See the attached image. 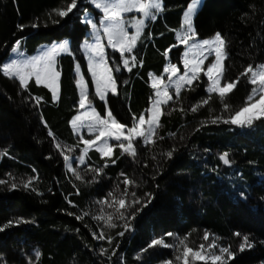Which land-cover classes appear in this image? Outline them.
<instances>
[{
  "label": "trees",
  "instance_id": "16d2710c",
  "mask_svg": "<svg viewBox=\"0 0 264 264\" xmlns=\"http://www.w3.org/2000/svg\"><path fill=\"white\" fill-rule=\"evenodd\" d=\"M70 2L0 0V65L17 40L29 57L39 47L62 40L68 41L71 51L57 59L61 75L55 102L50 92L34 81L29 82L28 91H23L18 81L0 73V179L9 181L0 185V228L4 229L0 231V264H178L175 247L149 248V243L162 238L177 245V238L187 236L189 245L198 247L207 242L203 240L205 231L211 234L210 240L215 237L220 246H230L234 255L227 264H264V121L250 128L210 122L217 116L227 118L244 106L252 86L240 74L250 64L264 63V0H203L194 17L198 39H209L219 32L227 42L225 78L233 81L240 77L226 98L230 111L223 109L215 95L208 105L191 111L207 98V81L202 76L192 90L183 91L179 101L173 99L164 109L158 130V137L163 139L148 147L138 142L135 159L114 149L112 159L116 163L108 160L106 168L107 158L89 152L86 165L77 169L82 180L66 171L64 159L48 134L51 130L62 146L76 145L70 127L79 101L76 63L89 86L92 105L101 115L106 110L94 96L81 50L89 32L81 16L86 11L95 18L99 14L87 0H78V8L69 17L61 19L54 14L55 9ZM190 2L162 0L164 11L145 26L134 49L137 63L131 71L123 68L119 53L107 51L110 66L121 68L114 72L118 95L106 98L118 122L131 126L133 115L139 117L149 107L153 95L149 73H163L167 63L163 53L176 44L175 33ZM18 25H23V30ZM181 54L180 47L169 52L171 63L180 71ZM33 96L42 98L39 105ZM173 149L169 159L165 153ZM225 152L230 167L220 162ZM89 168H103V173L96 175ZM9 173L14 180H9ZM121 173L136 182L130 191L136 192L137 198L147 201L145 193H150L151 202L140 211L136 209L141 205L126 208L125 219H116L117 226L108 228L92 217L102 214L98 201L110 199L108 193L117 186L123 191ZM30 177L37 179L29 188L20 185ZM13 182L18 185L15 189L10 188ZM126 199L131 201L132 197ZM117 207L105 205L103 214L114 213ZM85 211L89 215L77 220L76 215ZM18 220L28 222L9 224ZM101 231L112 237L111 245L107 239L93 238ZM244 236L253 246L241 251ZM101 248L107 249L105 255H100Z\"/></svg>",
  "mask_w": 264,
  "mask_h": 264
},
{
  "label": "snow or ice",
  "instance_id": "6c2138e0",
  "mask_svg": "<svg viewBox=\"0 0 264 264\" xmlns=\"http://www.w3.org/2000/svg\"><path fill=\"white\" fill-rule=\"evenodd\" d=\"M88 2L95 9L99 10V13L102 15L98 23L94 22L87 15L83 17L82 22L90 27L91 36L95 40L94 43L86 42L83 45V51L88 61V72L92 78L95 95L101 101H105L106 111L104 115H101L93 107L89 86L81 74L80 65L77 64L75 72L76 87L79 89V114L73 117L71 125L74 133L79 135V143L83 147L79 149V155L75 158V167L72 163L73 158L70 155L73 148L70 146H62L56 141L51 130L48 133L53 138L57 151L63 157L67 171L71 172L77 180L83 179L80 172L77 171V168L86 164L90 150L98 152L101 159L107 158L103 166L106 168L108 166V160L112 164L116 163V160L112 159L114 148L118 147L120 149L121 156L127 155L135 159L138 154V142L148 147L149 145H154L157 139H163V137H158V130L161 127V117L164 115V109L169 106L173 99L179 101L183 91L192 90L195 82L200 81L202 76L206 77L207 81L205 88L207 98L194 105L191 111L196 112L200 107L208 105L214 95L219 98L223 109L230 111V105L226 103V98L235 89L240 77H237L233 81H228L225 78L224 62L228 58L226 51L227 42L219 32L212 38L198 39L194 27V17L202 6L203 0H191L183 12L181 27L175 33L177 44L172 45L163 53L165 59L168 61L163 68V73L161 75L149 73L150 86L153 89V95L150 97V106L139 117L135 114L133 115L131 126L118 122L106 103V96L108 93L118 95L117 79L114 76V72L121 71V68H113L110 66L106 48H110L113 52L119 53L120 63L123 65V68L131 71L132 67H135L137 63V57L133 53L137 47V43L141 39L146 21H155L157 15L163 12L164 8L162 0H88ZM77 8L78 0H71L70 3H67L66 7L55 9L54 14L63 19L69 17L70 14H74V10ZM129 13L139 15L138 17L137 15H133L129 20L126 19V14ZM51 16L52 13H49V18ZM58 22L54 21V23ZM17 27L20 30L24 28L23 25H18ZM32 27L35 28L37 25L33 24ZM129 28L132 29L131 33L128 30ZM105 38L107 40L106 45L101 42ZM20 43L17 40L11 49V52L17 56H23V53L20 51ZM180 45L184 46V51L181 55V63L183 65L182 73L176 64L171 63L169 57L171 48ZM61 53L71 54L67 41L43 49L37 56L32 58L11 59L10 62L0 65V73L9 79L18 81L23 91H28L29 82L34 80L37 86L43 85L49 89L52 94V99L55 102L59 97L60 90L61 73L57 70V57ZM210 57H214V59H210ZM206 61L208 63L205 66ZM140 63L142 64V61ZM240 75L241 77H247V83L252 86L250 93L246 97L244 106L232 112L227 118L222 116L212 118L210 120L212 124L224 123L240 128H250L255 122L264 121V63L255 66L250 64ZM32 99L39 105L42 98L33 96ZM42 122H44L43 118ZM44 123L45 127H47L46 122ZM82 129H86L91 138H85L80 134ZM110 141H115L116 144H112ZM173 151L175 149L165 153V155L170 159L172 158ZM219 158L224 164H230L227 152L223 153ZM88 171L96 175H101L103 168H89ZM121 175L124 177L122 181L124 185L123 191L121 192L119 186H117L113 192L108 193V198L110 199L98 201L97 203L101 206L102 214L92 217L94 220L103 221L104 226L108 228L117 226L114 222L116 219H125L124 210L126 208L141 205V208L136 209V211H140L151 202L150 193H145V196L149 197L147 201H142L137 198L136 192L130 191L131 187L137 186L136 182L129 179L124 173H121ZM8 177L9 180L15 179L11 173L8 174ZM34 179L37 178L30 177L27 181L22 180L20 181V185L27 189ZM8 182V180L0 179V185L7 184ZM17 187V183L14 182L10 185L11 189ZM33 191H35L34 188ZM117 192L120 193L119 196L115 194ZM129 195L132 197L131 201L126 199ZM105 205L109 208H113L114 205H118V207L115 208L114 213L109 212L107 215H104ZM72 206L75 207V205ZM68 214L73 215V213ZM88 215L89 213L85 211L80 215H76V219L83 220ZM131 218L134 219V216ZM27 222L18 220L10 221L9 224ZM7 226L5 225V227ZM124 227L125 230H128L129 225L127 222H125ZM3 230V228H0V231ZM118 234L122 236L124 233L120 232ZM166 235L173 236L172 233H167ZM210 235L209 232L205 231L203 240L209 241ZM234 235L240 236L241 234L234 233ZM93 238L98 240L107 239L108 244H112V237L106 236L103 231L99 235L94 233ZM177 239V245H170L162 238L153 239L148 247H175L178 253L175 261L178 264H196L197 261L203 262V264H227L234 255L230 250V246H220L216 242L215 237H211L210 243H201L198 247L190 246L187 236ZM252 246L249 238L244 236L239 245V249L243 251L245 247L251 248ZM106 253L107 249L101 248L100 255H105ZM39 256L40 254L37 252V260ZM166 264H174V262L168 261Z\"/></svg>",
  "mask_w": 264,
  "mask_h": 264
},
{
  "label": "rangeland",
  "instance_id": "374dc122",
  "mask_svg": "<svg viewBox=\"0 0 264 264\" xmlns=\"http://www.w3.org/2000/svg\"><path fill=\"white\" fill-rule=\"evenodd\" d=\"M87 3L99 14V16L97 17V18H95V16L92 14V13H90V12H84L83 13V15L81 16V22H82V19H83V17L85 16V15H87L90 19H92L94 22H97L98 23V21H99V19H100V17H101V13H99V10H97V9H95V7L92 5V4H90L89 2H88V0H87ZM133 15H137V17H138V15L139 14H133V13H129V14H126V19H131L132 18V16ZM151 20H149V21H146V25L150 22ZM83 23V22H82ZM129 30V32L131 33L132 32V29L131 28H129L128 29ZM101 36H102V33H101ZM65 41H67V40H62V41H60V42H55V43H53L52 45H50V46H41V47H39L38 49H37V51L35 52V54L33 55V56H26L21 50V52L23 53V56H17L16 54H13L12 52H10V54H9V56L7 57V59L2 63V64H4V63H7V62H10V60L11 59H28V58H32V57H34V56H37L39 53H40V51L41 50H43V49H47V48H50V47H53V46H56V45H59L60 43H62V42H65ZM68 42V41H67ZM94 43L95 42V40H94V38L91 36V31H90V27H89V32L87 33V37H86V39L83 41V43H82V46H81V50H82V54H83V57H84V60H85V62H86V67H87V71H88V61H87V59H86V55H85V53H84V51H83V45L85 44V43ZM103 44H107V40H106V38L105 39H102V41H101ZM176 44H177V40H176ZM181 48L182 49V53H183V51H184V46L183 45H180V46H178V48ZM175 48V47H174ZM113 51L112 49H110V48H106V53H107V51ZM66 54H68V53H61L58 57H57V59L60 57V56H62V55H66ZM182 55V54H181ZM210 59H214V57H210ZM180 60H181V56H180ZM168 62V61H167ZM207 61H206V64H205V66L207 65ZM182 64V63H181ZM76 65H77V63L75 64V67H76ZM123 66V65H122ZM57 70H58V68H57ZM181 73L183 72V65H182V71H180ZM81 74H82V72H81ZM88 74H89V77H90V79H91V82H92V78H91V75H90V73L88 72ZM83 75V74H82ZM205 79H206V77H204ZM165 79H166V77H165ZM32 81H34V80H32ZM86 82V81H85ZM151 83V82H150ZM36 84V83H35ZM75 84H76V72H75ZM40 86H42V87H44L43 85H40ZM93 86V85H92ZM46 88V87H45ZM48 91H49V89L48 88H46ZM77 91H78V97H79V89L77 88ZM50 92V91H49ZM93 92H94V96L100 101V102H102V103H104L105 104V101H101L96 95H95V89H94V86H93ZM50 94H51V92H50ZM109 94H111V93H108V95ZM52 95V94H51ZM107 95V96H108ZM173 95H174V93H173ZM107 96H106V98H107ZM149 106H150V104H149ZM94 107V106H93ZM106 111V110H105ZM79 114V110H78V103H77V114L76 115H78ZM75 115V116H76ZM73 119V118H72ZM72 121V120H71ZM71 121H70V127H71V130H72V133H73V135L76 137V145L74 146V147H72L73 148V151L70 153V155H71V157L73 158V160H72V163H73V166L75 167L76 166V160H75V158L79 155V149L80 148H82L83 147V145L81 144V143H79V135L77 134V133H74V131H73V128H72V125H71ZM80 134H82L85 138H91L89 135H88V133H87V130L86 129H82L81 130V132H80ZM110 143H112V144H116V142L115 141H110ZM114 149H119L118 147H116V148H114ZM120 150V149H119ZM91 151H95V150H90L89 152H91ZM96 152V151H95ZM98 153V152H97ZM89 154V153H88ZM99 154V153H98ZM100 155V154H99ZM86 165V164H85ZM85 165H83V166H80V167H78L77 169H79V168H82V167H84ZM65 169H66V167H65ZM66 171H67V169H66ZM67 172H69V171H67ZM69 173H71V172H69ZM211 242V240H209V241H207V242H205V244H207V243H210ZM217 251H218V249H217Z\"/></svg>",
  "mask_w": 264,
  "mask_h": 264
},
{
  "label": "water",
  "instance_id": "95a60500",
  "mask_svg": "<svg viewBox=\"0 0 264 264\" xmlns=\"http://www.w3.org/2000/svg\"><path fill=\"white\" fill-rule=\"evenodd\" d=\"M220 162L222 163V165H224L225 167H230V164H224L221 160H220Z\"/></svg>",
  "mask_w": 264,
  "mask_h": 264
},
{
  "label": "crops",
  "instance_id": "0c3cea01",
  "mask_svg": "<svg viewBox=\"0 0 264 264\" xmlns=\"http://www.w3.org/2000/svg\"><path fill=\"white\" fill-rule=\"evenodd\" d=\"M183 16V15H182ZM181 22H182V19H181ZM175 40H176V35H175Z\"/></svg>",
  "mask_w": 264,
  "mask_h": 264
}]
</instances>
